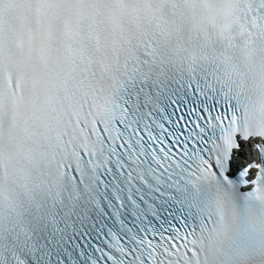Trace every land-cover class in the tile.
<instances>
[{
  "label": "snow or ice",
  "instance_id": "snow-or-ice-1",
  "mask_svg": "<svg viewBox=\"0 0 264 264\" xmlns=\"http://www.w3.org/2000/svg\"><path fill=\"white\" fill-rule=\"evenodd\" d=\"M0 264H264V0H0Z\"/></svg>",
  "mask_w": 264,
  "mask_h": 264
}]
</instances>
